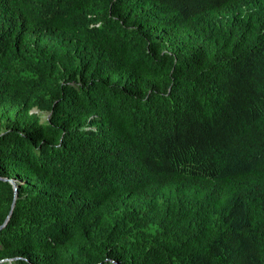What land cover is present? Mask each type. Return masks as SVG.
<instances>
[{
  "label": "trees",
  "instance_id": "trees-1",
  "mask_svg": "<svg viewBox=\"0 0 264 264\" xmlns=\"http://www.w3.org/2000/svg\"><path fill=\"white\" fill-rule=\"evenodd\" d=\"M247 144L264 0H0V264H264Z\"/></svg>",
  "mask_w": 264,
  "mask_h": 264
},
{
  "label": "clouds",
  "instance_id": "clouds-1",
  "mask_svg": "<svg viewBox=\"0 0 264 264\" xmlns=\"http://www.w3.org/2000/svg\"><path fill=\"white\" fill-rule=\"evenodd\" d=\"M245 135L243 136H240L238 138V141L240 143V145H242V141L244 139ZM247 145H250V146H254V147H257L261 153V156L264 158V144H247ZM242 146H246V145H242ZM235 151H236V154H237V159L239 158V152L238 150L235 148ZM250 165H252V163H250Z\"/></svg>",
  "mask_w": 264,
  "mask_h": 264
},
{
  "label": "water",
  "instance_id": "water-1",
  "mask_svg": "<svg viewBox=\"0 0 264 264\" xmlns=\"http://www.w3.org/2000/svg\"><path fill=\"white\" fill-rule=\"evenodd\" d=\"M12 184L14 185V188H15V192H16L15 193V199H16L17 198V185H16V183L14 181H12ZM6 223H7V221H6Z\"/></svg>",
  "mask_w": 264,
  "mask_h": 264
}]
</instances>
